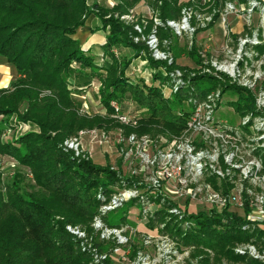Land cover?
Returning <instances> with one entry per match:
<instances>
[{"label":"trees","instance_id":"1","mask_svg":"<svg viewBox=\"0 0 264 264\" xmlns=\"http://www.w3.org/2000/svg\"><path fill=\"white\" fill-rule=\"evenodd\" d=\"M140 1L151 0H118L113 10L97 4L89 7L87 0H0V59L6 60L20 78L24 77L33 84L55 86L62 95L69 92L67 80L75 73L84 76V70L88 68L90 74L87 78H98L102 83L100 101L110 113L111 102L123 101L128 93L149 113L141 120L137 130L126 129L127 134H147L148 128L156 121L164 122L172 131L179 132L187 119L178 118L174 113L178 110L177 103L185 99L188 93L180 90L173 103L165 99L157 87H140L137 83H131L126 71L132 60H118L113 53L114 49L125 48L139 55L148 49L144 42L134 43L133 38L138 36L135 28L124 25L113 16L106 19L111 13L125 15ZM200 2L192 0L191 4L199 5ZM179 3L180 0H155L154 7L160 9L159 17L162 20H178L182 9ZM93 14L101 19L103 29L110 27L104 46L109 59L102 67H98L92 57H87L80 42L73 38ZM161 31L166 37H173L169 28L166 32L164 29ZM257 49L263 53L264 45ZM190 55L194 60L198 59L195 49ZM74 62L80 64L81 68L74 69ZM150 63L153 68L163 66L169 71L174 67L152 58ZM159 77L162 78L157 75L156 79ZM21 84L17 82L10 89L0 90V116L17 115L22 121H31L27 115L19 112V99L28 102L27 105L32 102ZM246 96V105L252 108L254 100L251 95ZM25 110L29 112L30 106ZM48 110L49 106L46 122L37 123L41 133H28L16 143H3L1 136L7 123L0 124V170L3 158L15 159L21 166L31 169L35 181L32 187L38 189L21 193L22 180L19 178L23 177L20 174L14 178L13 185L4 186L5 194L0 188V264H96L91 251H82V241L68 232L67 226H81L90 231L89 224L103 204L94 191L105 188V194L109 196L113 191L107 186L114 184L117 178H114L113 172L100 170L90 161L76 159L66 152L62 147L66 137L61 132L60 121L52 122L49 116L54 111ZM95 122L99 128L114 126L108 118ZM50 133H55V136ZM101 174L107 179H100ZM126 210L120 209L111 215L106 221L108 226H120L119 223L125 220ZM167 214L156 212L151 217V223L166 222ZM247 224L243 217L226 209L221 214L200 213L185 215L182 219L174 215L164 233H171L182 246L197 250L193 254V258L199 260L197 263L264 264L235 251L237 246L252 244L261 253L264 252V225L248 229ZM100 247L99 244L95 245V248ZM204 252L205 256H197ZM98 264H109V261Z\"/></svg>","mask_w":264,"mask_h":264},{"label":"rangeland","instance_id":"2","mask_svg":"<svg viewBox=\"0 0 264 264\" xmlns=\"http://www.w3.org/2000/svg\"><path fill=\"white\" fill-rule=\"evenodd\" d=\"M154 1H140L135 6H132L125 15L111 13L106 16V19L113 16V19L119 20V22L126 26L135 28L138 36L133 38L134 43L144 42L147 47L148 38L156 32L159 39V48L161 51L167 53L169 58L167 60L154 59L149 47L139 55H137L136 51L125 48L114 49L113 53L118 60H122L123 58L132 60L130 67L126 71V76L130 79L131 83H137L140 87L144 85L157 87L163 92L164 98L169 99L173 103L180 90H185L188 93L185 99L177 103L178 110L174 113L178 118L187 119L181 131H172L164 122L156 121L155 124H151V127L148 128L147 134H138L136 132L127 134L126 129L137 130L141 120L148 117L149 113L135 102L130 93L121 102L112 101L110 104L112 111L110 113V110L104 108L100 101L99 91L102 87L101 81L98 78L89 80L87 77L90 74V70L87 68L84 70V76L75 73L67 80L69 92L65 93L66 95L59 93L55 86L33 84L24 77L20 78L19 74L14 79L7 74L6 79L1 84L3 88L0 90L10 89L13 84L21 82V87H24L28 91L26 95H30L32 102L27 105L28 102L24 103L22 99H19V103H21L19 112L27 115L31 121H22L17 115H1L0 124L7 123V125H4V133L1 139L3 143H16V141L28 133L40 134L41 130L37 123L46 122L48 117L47 107L49 106L50 110L48 111H54V114L49 116V119H52V122L57 119L60 121L61 132L66 137V140L62 143L63 149L76 159L90 161L92 165L98 167L100 170L105 169L113 172L112 175L114 178H117L114 184L104 185H108L107 188L109 187L113 192L107 196L105 188L100 187L94 191L97 198L103 200L105 204H109L112 197L116 194L129 191L136 192V198L130 199L122 206L120 205L104 215L101 213L100 207L97 215L91 224H89L90 231L81 226H67L68 232L72 233L71 229L75 233H79L77 237L82 241V251L91 250L93 261H95L96 256L106 255L108 256L109 264H201L197 263L199 261L197 258H193V254L197 250L193 247L182 246L180 242L171 236V233L164 232L170 222V218L177 215L172 214L171 211L177 210L189 216L200 213L211 214L207 204L193 203L192 206L188 207V210L186 207H183L182 202H175L172 199L164 198L161 192L148 189L144 184L143 177L137 173H132V163L137 162L138 159L135 155H130L133 147L129 139L136 136L139 142H145L150 147L154 146L164 149H173L179 143H190L196 145L198 148L207 149L211 154H218L222 168L226 171L223 164L225 156L230 153V145L227 144L225 151H223L222 142L216 140L218 142V152L215 153L216 149L212 146L215 138L207 137L205 134L196 135L191 129L190 118H192L191 115L195 108L194 99L197 98L199 102H204L210 94L220 93V100L212 104L214 106L213 116L216 119L215 123L221 122L233 128L235 132H241L247 126L243 125L244 118L253 113V107L248 108L245 102L246 95L249 96L251 93L246 88L235 84L226 77L220 80L213 76V74L203 72L205 67L204 61L222 59L220 47L224 42L227 43L228 39L225 40L224 30L220 25V21H217L214 27L212 26L209 30L204 31L202 30V23L199 17L204 21L206 17L213 14L214 10L222 9L224 5L223 0H201L199 5L194 3L192 5V0H180L179 4L182 6V9L178 21H181L187 13L191 15V24L198 27L193 37L189 34L177 36L175 31L168 27L167 21L169 20L164 21L159 17L160 9L154 7ZM118 3V0H87L89 7L93 8L97 4L109 10H113ZM159 6H161V3ZM218 16L219 13L215 15V18H218ZM233 18L232 24L236 25L237 19L235 16ZM257 21L258 19L255 18V24ZM168 28L173 33V37L171 38L166 37L161 31V29H164L166 32ZM83 29L85 35L80 34V38H77L76 34L79 31L77 30L73 38L80 42L85 55L92 57L98 67L104 66L105 61L109 59L104 52V46L107 43V36L110 34V27H107L106 30L103 29L101 19L93 14L86 20V25ZM97 33H99L98 36L103 35L105 38L104 44L102 46L95 45L89 47L84 40L93 37ZM238 38V36H231L235 44ZM192 49L196 50L198 59L194 60L191 57L190 52ZM201 53L205 57H202ZM151 58L154 61L166 62L168 66L174 67L172 71L163 66L153 68L150 63ZM79 67L81 68L80 64L73 63L74 69H79ZM99 72L106 76L102 71ZM172 74L179 75L180 77ZM157 75H160L162 78L156 79ZM199 78H206L207 80L197 82L198 80L196 79ZM71 104L75 105V107L71 106ZM29 106L30 110L26 112L25 109ZM123 116L130 118L127 123L122 122L121 118ZM106 118L111 119L114 126L109 127V129L99 128L95 121ZM251 120L254 121H252L253 124L256 122L252 116ZM215 123H212L210 127H214ZM93 130H98L99 134L106 133L107 136L103 135L105 137V145L93 143L92 137L89 134H82V132ZM50 134L55 136V133ZM255 137H258V135ZM71 139H74V141L79 139L81 141L79 156L76 155L75 151L68 150L65 145L66 141ZM121 139L124 141L120 143ZM107 140L108 144H106ZM236 143L241 145L240 141ZM252 155L254 158L261 160L262 171L260 176L264 178V147L257 149ZM1 165L2 185L0 188L4 194L6 193L4 186L13 185L14 178L18 174L23 177L19 178L22 180L20 185L21 193L22 191L32 192L38 190L32 187V185H35V181L29 167L21 166L15 159L9 157L3 158ZM133 171H137V168H133ZM105 178L106 176L101 174L100 179L104 180ZM108 181L110 182V180ZM210 181L216 191L223 194V185H220V182L215 179ZM229 184H224L225 188ZM245 188L254 189V186L251 183H246ZM260 192L264 193L263 182ZM120 209H127L124 214L125 220L119 223L120 226L118 227L108 226L107 219L111 215H114V213H117V211H120ZM229 209L241 217L245 216L244 209L238 206L237 203H234ZM158 211L169 213L167 214L166 222H155L152 224L151 217ZM246 212L247 214L250 213L251 208L247 207ZM99 217H101L103 224L107 228L116 229L117 234L103 238L105 230H98L95 227V220ZM97 244L101 247L94 249ZM205 253H200L197 256L203 257ZM209 254L213 257L211 251Z\"/></svg>","mask_w":264,"mask_h":264},{"label":"built area","instance_id":"3","mask_svg":"<svg viewBox=\"0 0 264 264\" xmlns=\"http://www.w3.org/2000/svg\"><path fill=\"white\" fill-rule=\"evenodd\" d=\"M219 10H214L213 14L206 17L204 21L199 17L204 31L214 27L217 21H220L225 40L228 39V42H224L220 47L222 59L204 61L203 72L213 74L220 80L226 77L235 84L246 88L254 100L253 113L244 118L243 125L247 126L241 132H235L233 128L221 122L215 123L212 104L220 100V93H217L210 94L204 102H199L195 98V108L191 115L192 118H190L191 121H189L194 134H205L207 137L215 138L212 142V146L216 149L215 153L218 152L216 140L222 142L223 151L227 144L230 145V153L225 156L223 164L226 171L222 168L220 156L211 154L207 149L198 148L190 143H179L173 149L150 147L145 142H139L136 136L129 139L133 147L130 155H135L138 159L137 162L132 163L131 168L132 173L143 177L144 184L148 189L161 192L164 198L182 202L183 207L187 209L193 203L199 202L207 204L211 213L221 214L237 203L244 209L245 216L243 218L248 222L246 228L250 229L256 225H264V193L260 192L262 182L264 185V178L260 176L262 162L252 155L257 149L264 147V52L260 53L257 49L264 45V0H246L245 2L243 0H226L222 9L219 8ZM217 13L219 16L215 20ZM233 16L237 19L236 25L229 22ZM255 18L258 19L256 24ZM191 19V15L187 13L181 21L169 20L167 25L179 37L183 34L193 37L198 27L191 24ZM238 26L240 27L237 29ZM231 36L239 37L236 44ZM147 45L154 59L167 60L169 58L167 53L160 50L156 32L148 38ZM200 55L205 57L203 53ZM175 76L180 77L179 75ZM251 116L256 121L254 124ZM121 119L123 123H127L130 118L123 116ZM212 123H215L214 127H210ZM85 133L92 137L93 143L104 144L105 137L103 135L106 133L99 134L98 130L82 132V134ZM256 135L258 137H255ZM123 141L121 139L119 142ZM237 141H240L241 145H238ZM106 144H108V140ZM65 145L68 150L75 151L77 156L80 155L81 141L79 139L76 141L74 139L67 140ZM135 167L137 171H133ZM233 174L234 176H232ZM212 179L218 180L220 185H223V194L217 192L213 187L210 181ZM227 183L230 184L225 188L224 184ZM246 183L253 184L254 189L245 188ZM136 196L135 191H129L114 195L109 204H105L102 200L101 213L104 215ZM247 207L251 208V212L248 214ZM171 212L177 214L176 216L181 219L185 216L177 210ZM95 227L98 230H105L103 238L117 234L116 229H109L103 224L101 217L95 220ZM70 231L76 236L79 235L71 229ZM235 251L237 254L248 255L264 262V252L261 253L252 244L241 245ZM107 261L108 256L105 255L96 256L94 262L98 264Z\"/></svg>","mask_w":264,"mask_h":264},{"label":"crops","instance_id":"4","mask_svg":"<svg viewBox=\"0 0 264 264\" xmlns=\"http://www.w3.org/2000/svg\"><path fill=\"white\" fill-rule=\"evenodd\" d=\"M244 2L246 1V0H243ZM232 20H233V18L231 17L230 18V24H232L233 22H232ZM240 26H238L237 27V29L239 28ZM83 28L81 29V30H79L78 31V33L76 34V36H77V38H80L79 36H80V34H82V35H85V32H83ZM100 33V32H99ZM99 33H97V34H95V35H93V37H91V38H87L86 40H87V42H86V40H84V42L85 43H87V45L89 46V47H93V46H95V45H99V46H102L103 44H104V41H105V38L103 37V35H100V36H98V34ZM102 33V32H101ZM94 36H97V37H94ZM94 39V40H93ZM89 41V42H88ZM97 49H98V46H97ZM0 62H1V64H0V89L1 88H3L2 86H1V84L4 82V80L6 79L5 77H7V74L9 75V76H11L13 79L15 78V76L18 74L17 73V71L13 68V67H11L9 64H8V62L6 61V60H4V59H0ZM7 81V80H6Z\"/></svg>","mask_w":264,"mask_h":264}]
</instances>
